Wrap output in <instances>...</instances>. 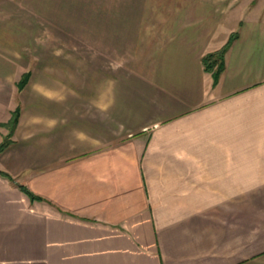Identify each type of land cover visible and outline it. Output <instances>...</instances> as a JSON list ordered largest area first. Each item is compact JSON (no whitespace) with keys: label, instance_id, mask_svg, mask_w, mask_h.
I'll list each match as a JSON object with an SVG mask.
<instances>
[{"label":"crops","instance_id":"crops-1","mask_svg":"<svg viewBox=\"0 0 264 264\" xmlns=\"http://www.w3.org/2000/svg\"><path fill=\"white\" fill-rule=\"evenodd\" d=\"M3 7L62 44L31 70L14 44L38 18L0 20V143L15 106L37 105L0 153V264H264V0ZM232 34L214 83L203 56ZM77 36L102 47L82 64Z\"/></svg>","mask_w":264,"mask_h":264},{"label":"rangeland","instance_id":"rangeland-1","mask_svg":"<svg viewBox=\"0 0 264 264\" xmlns=\"http://www.w3.org/2000/svg\"><path fill=\"white\" fill-rule=\"evenodd\" d=\"M19 11H20V13H19ZM29 12L31 15H34L36 18H38L37 24L34 23V21H33L29 25L30 29L28 30V32L24 33L25 35H23V36H26V38H28L29 41L31 39V42H32L31 46H29L30 44L27 46H23L18 41L14 44V46L17 47L18 49L22 50V51H25V53H27L26 57H27V61L29 62V64H27L26 60H25L24 61L25 66L27 65L29 67V69L33 70V68L37 67V65H38V56L37 55H38V53H40L39 50H43L42 52L45 55L44 59L46 62L51 61L53 59L54 51L59 49V47L62 44L61 43L62 41H61V39L58 38L59 37V34H58L59 28L57 26H55L54 24L48 22L49 21L48 19H45L43 17H39L38 14H34V12L32 10L31 11L26 10V9L16 10V9L3 7V8H0V20H5V22H6L4 24L5 26H11L12 23H10V22L14 21L16 19V15L20 17V15L22 13V18L23 17L26 18V17H30L28 15ZM31 19L32 18L30 17L29 20L31 21ZM14 37H16V35H14ZM23 41H26V40H23ZM75 41L76 42H74V44H76V47H77L76 63H78V64L85 63L86 59L88 58V56L92 52H93V54L96 55L97 53H95V52H97L98 49L102 48V47L97 46L96 42H93L91 40L86 41L85 38H82L80 36H77V39ZM98 42H101V41H98ZM32 45H33V47H32ZM110 49H111L110 55H108L107 51L101 50V51H99V54H100L99 57L108 56L110 59L109 61H110L111 71H114L115 68H118V66H120V64L124 63L125 57L118 55V52H121V49L120 50L119 49L113 50L112 47ZM51 57H52V59H51ZM37 77L38 76L36 74L35 84H36ZM22 91L23 90L20 89L19 86H18V88L15 87V96L17 98H21L20 96H21ZM25 96H28V98L30 100H33V98L36 97V86L30 87L27 90V92L25 93ZM17 107L21 108V114H22V110L24 109V107H28L29 111L31 113H36L37 105L36 104H31V105L30 104L29 105L19 104V105L15 106L14 111L17 109ZM12 116H13V113H12ZM12 116L8 122V125H7L8 126L7 128L9 131L5 134L6 136L11 134L10 139H12L15 128H17V126L19 125L18 123L20 122V118H21V115H20L18 123H17L18 125H16V127L12 131L11 126H10ZM26 124H27V127L25 129H27V132H37V121H36V119H33V118L28 119Z\"/></svg>","mask_w":264,"mask_h":264},{"label":"trees","instance_id":"trees-1","mask_svg":"<svg viewBox=\"0 0 264 264\" xmlns=\"http://www.w3.org/2000/svg\"><path fill=\"white\" fill-rule=\"evenodd\" d=\"M234 38H235V34H232L229 38V41L226 43L225 46H223L221 49L217 51L209 52L203 56L202 60H203L204 67L207 71H211L213 73L214 83L218 81L220 74L223 72L225 68V60H224L225 53ZM29 76L30 75L28 74L23 75L22 79L19 82L20 89H22L26 85L29 79ZM20 115H21V108L17 107V109L13 112L12 120L10 123L12 131L14 130V128L16 127L18 123ZM10 137H11V134L5 136L3 141L0 143V153L3 152L8 147V145L11 143L12 140L10 139ZM0 173L11 178L9 173L5 171L0 170ZM20 187L23 191H25L31 197V199L38 198V196L32 193L26 186L20 185Z\"/></svg>","mask_w":264,"mask_h":264}]
</instances>
